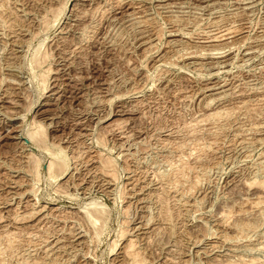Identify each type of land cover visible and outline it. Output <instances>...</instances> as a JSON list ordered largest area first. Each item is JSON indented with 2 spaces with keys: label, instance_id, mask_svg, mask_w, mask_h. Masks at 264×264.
<instances>
[{
  "label": "rangeland",
  "instance_id": "374dc122",
  "mask_svg": "<svg viewBox=\"0 0 264 264\" xmlns=\"http://www.w3.org/2000/svg\"><path fill=\"white\" fill-rule=\"evenodd\" d=\"M0 264H264V0H0Z\"/></svg>",
  "mask_w": 264,
  "mask_h": 264
},
{
  "label": "bare ground",
  "instance_id": "6f19581e",
  "mask_svg": "<svg viewBox=\"0 0 264 264\" xmlns=\"http://www.w3.org/2000/svg\"><path fill=\"white\" fill-rule=\"evenodd\" d=\"M227 32H229V31H227ZM227 32H226V33H227ZM225 36H226V35H225ZM216 37H218V36H216ZM221 37H222V36H221ZM221 37H220V38H221ZM212 38H213V37H212ZM46 55H47V54H46ZM36 56H37V55H36ZM39 56H40V55H39ZM43 56H45V55H43ZM34 58H35V57H34ZM37 60H39V59H37ZM42 60H43V59H42ZM33 63H34V62H33ZM42 64H43V63H42ZM43 79H44V78H43ZM43 82H44V81H43ZM215 115H216V114H215ZM210 117H211V116H210ZM33 128H35V127H33ZM41 131H42L41 128H39V126H38V128H37L35 131H33L32 133H31V132L29 133L28 136L31 137V141H32L33 143L38 144V142H40V141L43 139V138H42V139L40 140L41 137H44V134H42ZM41 135H43V136H41ZM34 141H36V142H34ZM37 141H38V142H37ZM42 143H43V142H42ZM38 145H39V144H38ZM30 158H31V157H30ZM55 164H56V163H55ZM55 164L52 163L51 166L49 167V172L51 173V174H50L51 176H52V173H53V169H55L56 167L60 168V166H57V165H56V167H55ZM58 164H59V163H58ZM108 164H109V163H108ZM110 164H111V163H110ZM61 166H62V165H61ZM188 166H189V165H188ZM59 171H60V170H59ZM36 172H37V171H36ZM54 175H55V174H54ZM36 176H37V175H36ZM112 176H113V175H112ZM106 177H107V176H106ZM170 179H171V178H170ZM174 181H175V180H174ZM174 181H173V182H174ZM161 189H162V188H161ZM158 195H159V194H158ZM188 206H189V205H188ZM36 208H37V207H36ZM90 219H92V218H90ZM90 219H89V220H90ZM21 220H22V219H21ZM122 234H123V233H122ZM8 243H9V242H8ZM10 244H11V243H10ZM127 246H128V245H127ZM129 246H130V248H133V247H132V246H133V242H132V241L129 243ZM129 246H128V247H129ZM130 248H129V249H130ZM129 251H130V250H129ZM131 251L133 252L132 249H131ZM131 251H130V252H131ZM127 252H128V250H127ZM130 252H128L129 254L127 253V255H126V256H129V257H130V259H128V260H129L130 262H132V263H134V261H135V263H136V260H135V257H134V256H135L134 253L131 252V253L133 254V255H131ZM2 253H3V252H2ZM138 255H139V254H138ZM136 256H137V255H136ZM129 257H128V258H129ZM138 257H139V256H138ZM136 259H138V258H136ZM140 261H141V260H140ZM137 263H138V262H137Z\"/></svg>",
  "mask_w": 264,
  "mask_h": 264
},
{
  "label": "water",
  "instance_id": "95a60500",
  "mask_svg": "<svg viewBox=\"0 0 264 264\" xmlns=\"http://www.w3.org/2000/svg\"><path fill=\"white\" fill-rule=\"evenodd\" d=\"M27 142V141H26ZM27 144H28V142H27Z\"/></svg>",
  "mask_w": 264,
  "mask_h": 264
}]
</instances>
